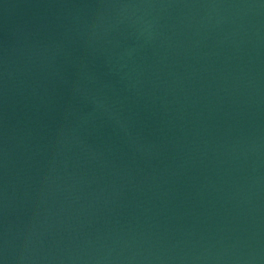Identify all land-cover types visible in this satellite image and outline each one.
<instances>
[{"label":"water","instance_id":"1","mask_svg":"<svg viewBox=\"0 0 264 264\" xmlns=\"http://www.w3.org/2000/svg\"><path fill=\"white\" fill-rule=\"evenodd\" d=\"M0 264H264V0H0Z\"/></svg>","mask_w":264,"mask_h":264}]
</instances>
